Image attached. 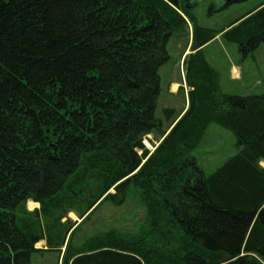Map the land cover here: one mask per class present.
Segmentation results:
<instances>
[{"label":"trees","instance_id":"1","mask_svg":"<svg viewBox=\"0 0 264 264\" xmlns=\"http://www.w3.org/2000/svg\"><path fill=\"white\" fill-rule=\"evenodd\" d=\"M193 7L0 0V264H30L41 241L45 251L64 248L62 264H264V93L222 96L201 50L221 35L252 55L264 44V3L225 32L197 26ZM188 25L192 90L186 112L165 127L155 115L158 71ZM211 125L232 133L237 152L205 174L192 152ZM169 127L149 155L143 138ZM130 190L144 227L70 246L100 204L120 207Z\"/></svg>","mask_w":264,"mask_h":264},{"label":"rangeland","instance_id":"2","mask_svg":"<svg viewBox=\"0 0 264 264\" xmlns=\"http://www.w3.org/2000/svg\"><path fill=\"white\" fill-rule=\"evenodd\" d=\"M187 1L194 5L192 13L196 18L197 26L220 31L225 30L231 22L261 4L263 0H246L243 3L228 7H224V0H181L182 5H186ZM190 31L191 26L189 25L188 35L186 33L182 35L175 34L170 38L167 45L169 59L158 71L160 94L157 99L155 115L164 122L165 127L167 122L171 121L184 106L183 95L181 93L171 94L169 84L179 79L181 73L183 74V72L180 73L182 67L179 68V62L180 58L185 62V53L187 51L190 53L189 45H186L190 42ZM184 47L185 51L182 54ZM203 47L202 56L217 73L222 96H254L264 93V44H261L252 55L245 58H243L242 52L235 44L227 42L222 37L215 38ZM190 61L189 59V63ZM186 70L187 64L184 73H186ZM239 70L242 78L235 80L234 73H238ZM165 109L172 110V114L165 115L163 113ZM151 139L149 140L151 146L155 145V141L160 143L162 140L157 134L151 136ZM203 140L202 146L193 151L192 156H195L205 174H210L224 160L237 152L236 140L232 133L216 125H211L207 129ZM110 193H113V191H110ZM27 209L33 212L39 209V205L28 202ZM66 219L75 222L76 225L80 223V219L72 212L68 213ZM66 219H63L62 222ZM144 224L145 210L137 197L136 191L130 190L126 202L120 207L113 206L109 202L100 204L90 219L86 223H82L73 232L70 238V246L77 248L87 238L110 229H115L119 233L130 237L137 233L139 227L140 229L144 227ZM42 242L45 244L44 241H41L35 245V248L39 250ZM42 247H45V245ZM63 252L64 248L60 252L55 250L45 251V249L44 251L34 252L31 255L30 264H62Z\"/></svg>","mask_w":264,"mask_h":264},{"label":"crops","instance_id":"3","mask_svg":"<svg viewBox=\"0 0 264 264\" xmlns=\"http://www.w3.org/2000/svg\"><path fill=\"white\" fill-rule=\"evenodd\" d=\"M264 3V0L261 2V4H263ZM261 4H259V5H261ZM258 5V6H259ZM258 6H256V7H254V8H252L251 10H253V9H256V8H258ZM251 10H249V11H251ZM248 11V12H249ZM243 15V14H242ZM241 15V16H242ZM240 16V17H241ZM239 18V17H238ZM237 18V19H238ZM235 21V20H234ZM233 21V22H234ZM232 23V22H231ZM230 23V24H231ZM229 24V25H230ZM218 39V38H217ZM184 51H185V48L182 50V54H184ZM186 54H189V51H187L186 53H185V55ZM184 55V56H185ZM181 57V56H180ZM182 66V59L180 58V62H179V68ZM212 67V66H211ZM184 70V67H183V69H180V73L182 72ZM239 72H240V70L238 71V73H236V74H234V78H235V80H240L241 78H242V75H241V77H240V74H239ZM220 88V87H219ZM192 90V88L191 87H189L187 84H186V81H185V78H184V75L181 73V77H179V79H177V80H174L173 82H171L170 84H169V92L171 93V94H179V93H181L182 95H183V97H184V106L182 107V109L179 111V113L172 119L173 121H175V122H177L181 117H182V115L186 112V110H187V107H188V103H189V101H188V97L186 98V95L188 96V93L190 92ZM186 99V100H185ZM174 122V123H175ZM170 129H171V127H169V129L168 130H166V134L170 131ZM207 132V131H206ZM205 136V135H204ZM203 142H204V140H203ZM233 156V155H232ZM229 157H231V156H229ZM228 157V158H229ZM227 158V159H228ZM225 161V160H224ZM223 161V162H224ZM222 162V163H223ZM221 163V164H222ZM260 164H262V162L260 163ZM200 166V165H199ZM264 166V163L262 164V166L261 167H263ZM201 167V166H200ZM219 167V166H218ZM218 167H216V168H218ZM202 168V167H201ZM215 168V169H216ZM203 169V168H202ZM214 169V170H215ZM213 170V171H214ZM204 171V170H203ZM212 171V172H213ZM212 172H210V173H212ZM205 173V172H204ZM41 245H40V247H39V249H45L44 247H42V246H44L45 244L42 242V243H40Z\"/></svg>","mask_w":264,"mask_h":264},{"label":"bare ground","instance_id":"4","mask_svg":"<svg viewBox=\"0 0 264 264\" xmlns=\"http://www.w3.org/2000/svg\"><path fill=\"white\" fill-rule=\"evenodd\" d=\"M177 35V34H176ZM190 47V46H189ZM182 69H183V67H184V62H183V60H182ZM169 129V128H168ZM167 129V130H168ZM168 134V133H167ZM166 134V131H165V135L163 136V137H161V139L163 140V138L167 135ZM151 136H153V135H148V136H146V137H144L143 138V140H142V142H141V144H142V146H143V148L145 149V150H147L148 151V153H149V155H151L150 153L151 152H154L155 151V149L158 147V145L160 144L159 143V141H155V145H152L151 146V144H150V142H149V140L151 139ZM152 140V139H151ZM161 140V141H162ZM153 141V140H152ZM142 154V151H139V155H141ZM193 157L195 158V156L193 155ZM196 159V158H195ZM196 162H197V159H196ZM197 164H198V162H197ZM198 166H199V164H198ZM200 167V166H199ZM201 168V167H200ZM202 169V168H201ZM203 170V169H202ZM35 204H37V203H35ZM38 205V204H37ZM36 249V248H35Z\"/></svg>","mask_w":264,"mask_h":264}]
</instances>
